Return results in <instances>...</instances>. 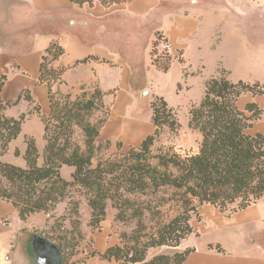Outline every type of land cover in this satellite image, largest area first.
Segmentation results:
<instances>
[{"label": "crops", "instance_id": "1", "mask_svg": "<svg viewBox=\"0 0 264 264\" xmlns=\"http://www.w3.org/2000/svg\"><path fill=\"white\" fill-rule=\"evenodd\" d=\"M225 13L226 9L210 0H133L111 7L99 2L79 6L71 0H0V73L8 78L2 99L10 103L4 114L11 118L26 115L20 135L6 154H0V161L26 168V138L31 137L43 164L42 117L50 114V100L49 87L39 78L42 58L53 41L64 49L54 62L56 69H64L61 92L76 97L84 87L106 93L104 104L110 115L98 142H110L109 153L118 144L138 147L154 133L151 103L156 97L164 98L176 112L180 129H190V111L201 102L206 82L220 68L232 82L259 83L264 89L260 44L239 25L229 24ZM160 36L172 43L174 54L170 61L155 63ZM163 65L166 70L160 68ZM245 70L252 71L250 78L242 73ZM252 102L262 116L250 133L264 135V93L244 95L239 105L243 109ZM194 132L200 142V133ZM73 172L74 168L64 166L61 175L70 181ZM66 207V203L59 204L55 217L41 212L22 220L12 203L0 200V264H26L25 245L20 248V241H28L31 234L58 245L54 221ZM108 212L100 229L88 228L87 220L89 231H85L82 222L84 240L73 252L66 250L67 260L62 253L63 264H94L96 257L98 264H119L102 257L120 243L116 227V240L102 247L104 224L109 216L115 220L112 207ZM191 224L195 233L176 249H194L186 264H264L263 198L233 213L204 205ZM65 227H70L69 221ZM109 234H103L105 239ZM87 239H96L97 247L84 244Z\"/></svg>", "mask_w": 264, "mask_h": 264}, {"label": "trees", "instance_id": "2", "mask_svg": "<svg viewBox=\"0 0 264 264\" xmlns=\"http://www.w3.org/2000/svg\"><path fill=\"white\" fill-rule=\"evenodd\" d=\"M79 6L105 7L133 0H71ZM64 54L53 41L42 58L39 82L49 87L50 114L43 116L46 141L43 164L33 138H26L27 166L0 161V200L10 202L26 220L36 213L54 212L66 203L65 213L56 218L54 235L64 258L84 240L81 208L89 210L88 228L100 229L108 209L117 223L130 226L120 234V243L102 257L119 264H186L194 251L177 249L195 233L191 220L200 207L211 205L222 212H237L264 197V135L250 130L262 116L252 102L239 105L247 94L264 93L259 83L232 82L226 70L206 82L201 102L190 111V129L201 135L197 153L181 154L163 141L176 135L180 123L164 98L151 103L154 133L140 146L109 153L110 142H98L102 126L110 115L104 104L106 93L99 88L82 91L76 97L58 88L64 69L54 62ZM156 55L154 62L161 60ZM166 70L167 65L160 66ZM8 78L0 73V154L21 133L26 115L7 117L10 103L2 99ZM96 114L99 119L94 121ZM169 142V141H168ZM159 144V146H157ZM64 166L74 168L72 179H64ZM69 221L70 227L65 223ZM72 252H68L70 256ZM68 256V257H69Z\"/></svg>", "mask_w": 264, "mask_h": 264}, {"label": "rangeland", "instance_id": "3", "mask_svg": "<svg viewBox=\"0 0 264 264\" xmlns=\"http://www.w3.org/2000/svg\"><path fill=\"white\" fill-rule=\"evenodd\" d=\"M211 3H217L219 6L223 7L227 10V13L223 14V16L227 17L229 24L239 25L240 29H243L244 32L250 33V35L255 37L256 42L260 44V54H259V60L260 67H262V70H264V0H210ZM164 37V36H163ZM159 41V37H158ZM172 44V43H171ZM169 57L162 56L161 61L167 62L170 61ZM233 70V69H232ZM245 77H249V74L252 73V71L245 70L242 72ZM233 74H235V69L233 70ZM248 98H243L241 101V105L245 103ZM99 114H96L94 117V121H97L99 119ZM169 141V142H168ZM166 145H173L176 150H178L181 154L185 155L188 153L193 154L198 152L199 150V137L198 134L191 129H180L179 132L174 135L172 138L171 136L167 135L164 138L163 141ZM159 146V144L157 145ZM127 148L122 146V151H126ZM118 151V148L115 150V152ZM114 152V153H115ZM194 153V154H195ZM264 199V197H263ZM110 211V210H109ZM110 213H107V216ZM89 219V213L85 206H82L81 208V220L83 222V228L85 231H89L86 226V221ZM118 227V231L122 233L123 231H128V228H131V225L128 227L117 223L115 220L109 218L107 219L106 223L104 224L103 233L106 235V233H110L108 237L105 239V236L102 234V247L104 246V243H113L117 238V233L115 228ZM88 242L84 244L90 245L91 248L95 249L97 247L98 243L93 239H87ZM163 252H174L176 249H165L162 250ZM94 264L99 263V259L96 257L94 260ZM91 263V262H90ZM80 264H86L85 262H81ZM105 264V263H104Z\"/></svg>", "mask_w": 264, "mask_h": 264}, {"label": "water", "instance_id": "4", "mask_svg": "<svg viewBox=\"0 0 264 264\" xmlns=\"http://www.w3.org/2000/svg\"><path fill=\"white\" fill-rule=\"evenodd\" d=\"M147 92L143 94L146 96ZM25 245L22 251L25 254L26 264H63V255L60 247L54 242L36 234L29 235V240L20 241Z\"/></svg>", "mask_w": 264, "mask_h": 264}, {"label": "built area", "instance_id": "5", "mask_svg": "<svg viewBox=\"0 0 264 264\" xmlns=\"http://www.w3.org/2000/svg\"><path fill=\"white\" fill-rule=\"evenodd\" d=\"M158 42L159 43L157 46V50H156L157 52L155 53V57L156 55H161L171 58L174 54V48L171 42L163 36L159 37Z\"/></svg>", "mask_w": 264, "mask_h": 264}]
</instances>
